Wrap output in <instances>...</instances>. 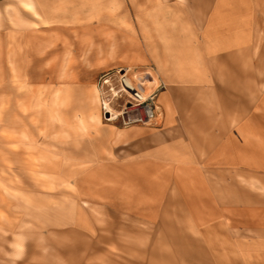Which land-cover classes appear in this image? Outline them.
I'll return each instance as SVG.
<instances>
[{
  "label": "rangeland",
  "instance_id": "rangeland-1",
  "mask_svg": "<svg viewBox=\"0 0 264 264\" xmlns=\"http://www.w3.org/2000/svg\"><path fill=\"white\" fill-rule=\"evenodd\" d=\"M90 1L0 0V264H264L244 240L264 232V192L246 172L264 171V13L216 15L250 23L221 30L232 38L217 54L198 10L195 36L165 45L169 27L191 24L154 16L177 0ZM182 3L244 12V0ZM125 79L148 86L153 124L126 125L138 101ZM207 94L213 111L244 100V176L191 170L181 183L172 168L128 167L129 140L164 136V101L197 113Z\"/></svg>",
  "mask_w": 264,
  "mask_h": 264
},
{
  "label": "crops",
  "instance_id": "crops-1",
  "mask_svg": "<svg viewBox=\"0 0 264 264\" xmlns=\"http://www.w3.org/2000/svg\"><path fill=\"white\" fill-rule=\"evenodd\" d=\"M195 1V0H194ZM248 0H244V12L243 9L238 8L234 4L231 7L225 9L220 6L212 7V11H208L203 8H198L196 6L194 11L193 9L182 7L185 4L182 3V0H177L175 7L178 12H169L160 11V13H155L156 15H161V17L171 18L177 24L184 23V21L190 22L189 27L182 26V28H176L175 26L169 27L166 30V35L161 37L165 45L177 44L178 42H184L190 40L196 33V24L197 11L200 13L198 16H204L205 20V32L211 35V40L215 41V45L218 44L217 54L220 52H227V46L230 42L229 39L232 36H227L221 34V30H230L227 31L235 33L240 29H250L249 21H244V24H238L235 20L228 21V19L218 20L216 15L224 14L229 16H241L244 13L245 18L249 15H261L264 13V2L263 3H254L253 6H249L247 3ZM243 4V1L241 2ZM154 13H152L153 16ZM213 15V16H211ZM206 17H208L206 19ZM233 18V17H232ZM250 17H248L249 19ZM235 19V18H234ZM258 22H262L258 18ZM165 30L167 27L165 24L162 25ZM257 27V25H256ZM220 28V29H219ZM184 31L186 33H184ZM160 39V40H161ZM225 44V45H221ZM226 48V50L224 49ZM218 57V56H217ZM210 94L204 96L201 100L202 106L200 111L193 113L189 108L188 111H179L174 114L172 111V106L169 101L163 102V129H165L164 136L162 135L158 140H153V133L147 132L146 139L136 142H130V148L128 155L131 156V161L126 162L128 167L135 168H172L175 170V175L178 178V181L182 183L186 173H189L192 170L193 175H230L241 173V176H244V100L242 99L240 104L233 103V105H219L216 106V110L205 109L211 106V97ZM234 99L236 97L234 96ZM217 100V99H216ZM184 113V114H183ZM195 114V115H193ZM182 120L184 122L190 123L191 121H197V125L188 127L183 125L181 128H170L172 122L176 121L174 118ZM159 125V124H158ZM152 126L153 129L158 126ZM184 126H187L184 129ZM179 127V125H178ZM142 130H139L141 132ZM137 130L133 128H128L125 130H119L114 134V142H122L125 135H129ZM190 162L194 163L195 166L189 164ZM260 166V165H259ZM122 167H127L123 166ZM236 168V172L234 169ZM188 170V171H186ZM257 171L259 176V183L256 184L257 192H264V179L261 180V176L264 178V171L260 168H253L248 166L246 172L247 174H252ZM251 172V173H250ZM133 172L126 171L122 172L119 168L118 170H113L112 175H121L120 179L123 180L122 174L129 175L130 178L127 179L131 185L133 180L131 175ZM165 174H168L166 171ZM125 177V176H124ZM262 181V182H261ZM114 188V187H113ZM83 190H89L87 187L81 188ZM113 190V189H110ZM115 190V189H114ZM131 192V191H130ZM261 197V195H259ZM261 201V200H259ZM258 210L260 209L257 207ZM259 226L264 227V218L261 221H258ZM260 228V229H261ZM244 240H250V243L257 241V249L264 251V232H258L250 237H244ZM248 254L247 252H245Z\"/></svg>",
  "mask_w": 264,
  "mask_h": 264
},
{
  "label": "built area",
  "instance_id": "built-area-1",
  "mask_svg": "<svg viewBox=\"0 0 264 264\" xmlns=\"http://www.w3.org/2000/svg\"><path fill=\"white\" fill-rule=\"evenodd\" d=\"M143 102H138L130 109L133 112L132 115L127 117L126 125H150L155 122L156 114L151 105L145 104L142 106Z\"/></svg>",
  "mask_w": 264,
  "mask_h": 264
},
{
  "label": "bare ground",
  "instance_id": "bare-ground-1",
  "mask_svg": "<svg viewBox=\"0 0 264 264\" xmlns=\"http://www.w3.org/2000/svg\"><path fill=\"white\" fill-rule=\"evenodd\" d=\"M96 0L90 1L94 2ZM125 87L124 91L133 99L138 102H143L146 100V90H148V86L143 84H134L130 79H125ZM107 113H110V119L108 121H111L115 118V113L111 110L107 111ZM96 121L99 120L98 116L93 117Z\"/></svg>",
  "mask_w": 264,
  "mask_h": 264
}]
</instances>
